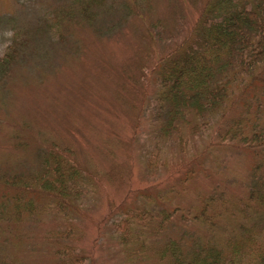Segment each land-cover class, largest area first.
Masks as SVG:
<instances>
[{
    "label": "rangeland",
    "instance_id": "1",
    "mask_svg": "<svg viewBox=\"0 0 264 264\" xmlns=\"http://www.w3.org/2000/svg\"><path fill=\"white\" fill-rule=\"evenodd\" d=\"M201 1L147 0L129 11L122 0H108L94 24L75 21L76 12L60 39L56 20L69 0H0V58L15 37L19 54L0 79V180L35 176L50 149L83 174L82 192L64 211L43 196L19 197L17 206L18 191L0 185V264H137L115 224L139 208L155 216L144 230L154 248L186 231L222 246L230 237H213L202 222L188 225L178 216L151 235L161 210L187 213L220 192L234 204L253 181L249 157L218 137L240 110L237 102L197 119L195 131L182 127L183 146L177 133L160 135L150 72L188 35ZM244 223L254 237L235 249L233 264L256 260L264 249V209ZM233 224L230 217L216 220L219 230ZM151 258L150 252L140 262Z\"/></svg>",
    "mask_w": 264,
    "mask_h": 264
},
{
    "label": "trees",
    "instance_id": "2",
    "mask_svg": "<svg viewBox=\"0 0 264 264\" xmlns=\"http://www.w3.org/2000/svg\"><path fill=\"white\" fill-rule=\"evenodd\" d=\"M107 1L69 0L67 10L62 9L63 15L56 20L59 38L64 37L63 32L66 35L76 12L75 21L94 24L98 9ZM122 1L133 11L135 5L147 0ZM198 8V16L188 35L160 57L150 72L158 84L155 105L161 123L160 135L169 137L177 133L176 141L183 146L186 140L178 134L182 127L190 125L195 131L200 126L197 119L223 114L237 102L240 110L228 128L219 130L218 137L241 148L249 157L253 181L234 204L233 201L228 203L226 194L220 192L206 196L200 208H190L187 213L177 206L161 210L163 219L151 234L158 236L165 222L178 216L188 225L202 222L213 237L217 232L225 236L231 233L223 246L214 238L204 241L200 235L186 231L154 248L153 244L149 245L150 238H146L144 230L151 227L155 216L140 208L125 212V217L115 227L120 245L125 251L130 248L129 259H138L137 264L150 252L152 258L147 264H233L235 249L244 248L249 244L246 239L254 237L253 227L244 222L249 224L252 217L264 209V0H202ZM17 39L15 37L8 52L0 58V79L14 61L17 62ZM67 161L50 149L42 157L41 170L35 176H22L11 183L0 180V185L18 191L17 197L13 196L15 203L20 201L19 197L43 196L53 200L58 211H64L82 192L78 191V186L83 179V174ZM151 165L152 160H148L147 166ZM221 217H230L234 229L219 230L216 220ZM239 230L242 232L237 234ZM62 235V232L56 234ZM65 252L61 250L62 255ZM247 264H264V249L256 260Z\"/></svg>",
    "mask_w": 264,
    "mask_h": 264
}]
</instances>
